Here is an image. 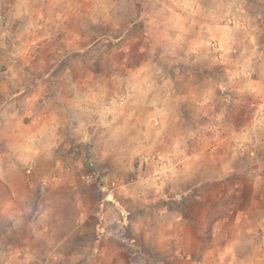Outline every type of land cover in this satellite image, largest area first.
Masks as SVG:
<instances>
[{"label":"rangeland","instance_id":"obj_1","mask_svg":"<svg viewBox=\"0 0 264 264\" xmlns=\"http://www.w3.org/2000/svg\"><path fill=\"white\" fill-rule=\"evenodd\" d=\"M203 1L212 10L189 14L195 34L227 12L222 0ZM170 5L171 0H0V171L7 172L2 176L23 196L19 202L26 210L43 200V229L57 235L77 229L75 239L56 236L61 260L67 262L65 254L71 255L77 240L80 250L87 252L90 242L102 244L109 250L106 260L125 264H185L190 252L186 264H216L221 255L231 259V252L216 253L223 244L252 241L231 236V218L250 206L248 186L256 168L264 178V118L251 106L264 96V83L244 81L233 93L198 76L201 64L191 60V66L183 53H175L184 39L171 38ZM249 6L252 13L264 12L263 0ZM154 64L161 69L159 90L152 88ZM138 69L144 72L131 71ZM212 70L215 81L225 83L227 77ZM166 92L173 103L166 144L158 147L155 134L147 132L144 146H137V127L122 121V112L136 114L161 103ZM203 94L207 108L200 107ZM103 132L106 142L94 139ZM91 134L93 139H76ZM172 143L187 153L216 146L217 157L200 154L188 175L174 174L164 155ZM56 161L61 170L54 169ZM221 165L236 166L224 175L229 183L223 188L215 177ZM28 167L46 184L60 182L62 192L46 185L40 195H24L21 176L31 182ZM232 181L244 189L232 191ZM192 182H201L196 196L203 201L194 197ZM7 200L0 187V206ZM221 218L227 237L215 236ZM241 225L248 228L247 219ZM85 252L75 253L74 260L83 264L98 257Z\"/></svg>","mask_w":264,"mask_h":264},{"label":"crops","instance_id":"obj_2","mask_svg":"<svg viewBox=\"0 0 264 264\" xmlns=\"http://www.w3.org/2000/svg\"><path fill=\"white\" fill-rule=\"evenodd\" d=\"M171 1L173 6L170 5V11L175 15V22L167 27L172 34L171 38L173 42L179 43V41L184 39L182 50H176L175 53H183L182 56L184 60H189L190 62L192 60L195 62L194 64H201L198 73L197 70H195L193 74L197 73L198 76L205 77L207 83L213 85V87L217 86L218 89H222L223 87L220 86V84L224 85L227 91L229 89L233 93L240 90L237 89L235 85L244 81H249L253 85L264 83V12L263 14L252 13L249 8V3L252 0H222L227 4V12L223 15V18H221V22H215L213 24L206 21L204 22L206 30H202L196 34L194 33L193 23L188 20L189 14L203 11L209 12L212 10L209 5L205 4L203 0ZM171 60H174V58H171ZM189 64L194 66L192 62ZM217 68L223 76L227 77L225 83L215 81L214 77L218 76V73L212 69ZM190 70L188 73L192 74ZM131 71L132 73L144 72L139 69ZM160 72L161 69L159 67L157 68V65L154 64L152 73L156 79L152 85L153 89H160L157 81L161 76ZM174 91L176 92L175 88ZM166 95H163L164 100L161 101V103L160 101L159 103L153 102V106L145 107L144 110L142 108L141 111L136 114L130 109L122 112L121 120L129 124H134L137 127L136 135H133L132 138L133 141L137 142V146H144V142L148 140L146 137L147 132L155 134L154 140L158 147L167 142L168 138L165 136V127L169 126L171 123L173 115L170 110L173 109V103H171V97L168 99V92H166ZM203 98L205 102H201L200 107L206 105L205 107L207 108V94H203ZM120 104H125V101L120 102ZM93 109L91 105L88 107V111L92 113L94 111ZM87 125L92 124H90V122L85 123V126ZM107 125H110V122H107ZM59 126H61L60 122H58L57 128ZM93 135L94 134L89 136L81 135L76 139L86 141L93 139ZM105 135V132H103L99 138L94 137V139H101L106 142L107 139ZM226 138L227 137H224L222 140ZM57 141H61L59 137H57ZM168 147V152L164 155L168 156V161L170 160V162H172L173 165L170 172L174 174L182 173L184 176L188 175L189 170H187V167L189 165H196L200 154L217 157L214 156L217 153L213 152L216 146L212 148V151H205V153H203V150L187 153L184 147H179L177 144L174 145L173 143L169 144ZM53 151L54 149L52 147L47 146V153H53ZM158 153H163V151H159ZM164 155H162V157H164ZM55 164L56 166L54 169L61 170L62 166H60L57 161ZM262 167H264V162ZM220 168L221 170L215 172V177L217 182H220L219 186L222 187L224 184L227 185L229 183V180L223 179L224 175L228 177L230 173L233 174L236 170V166L228 167L227 165H221ZM196 172L203 173L199 168ZM4 173L7 172L0 171V187L3 192L7 194L8 200L0 206V264H79L74 260L77 258V254L75 253L85 251L83 248H81L83 251L80 250L77 240H72V251L69 252L71 255L65 254L68 260L70 259L69 261L67 260V262L61 260V252L58 250V246L55 247L56 236L59 238L66 236L71 239H75L77 236L80 237L77 229H72V231L66 235L62 233L57 235L55 231L43 229V217H45L43 216V200L37 202L36 205L34 204L35 207L33 209L26 210L22 206L23 203L21 204V202H19L22 201L23 196L15 192V186L3 178L2 175ZM26 173L29 174L28 179H30L31 182L28 183L24 181V176L22 174L20 189L24 195L27 193L31 195H40L43 192H41L43 186L46 185H49L50 188L54 190L56 189L55 192L57 193L62 192L59 184L60 182L57 181L56 184L49 182V184H46V182H43V177L33 172V170H29V167ZM259 174L260 169L256 168L255 180L248 186L251 193L247 199V204L250 206L244 211L246 215L241 212V210H238L231 218L233 224L231 236L233 238H249L252 241L246 245L240 244L239 240L234 239L230 242V244H232L231 248L228 247L227 244H223L218 248L216 253L220 256L221 253L226 254L227 251L231 252V259L226 260V256L221 255L217 257L216 264H223L225 262L227 264H264V178ZM24 182L25 184H23ZM192 184V190L195 189L194 197L199 199V201H203L201 197L196 196V190L199 189L201 182H192ZM244 185L243 183L241 185L239 182L232 181L231 189L232 191H237L236 189L239 190L240 188L243 190ZM185 193L188 194L189 191L186 190ZM261 207L262 211L258 216L256 212ZM241 217H244V220L247 219L249 223L248 228L242 227L241 221H243V219ZM220 220L222 224L218 230H215V236L225 235V237H227L230 234L228 233L229 230L225 229L224 223L226 221L223 220V218ZM252 220H254L256 224L250 227V222ZM76 221L78 223L80 217H78ZM21 223H23L22 226L25 231L20 232L19 228H21ZM107 237L108 235H105V238ZM93 238L95 239V235H93ZM98 239L101 240L102 243L103 240L98 237L95 239V242H98ZM259 239L262 240V243ZM89 244H91V247L88 248L85 253H98V257L95 256L92 261L87 260L83 264H125L121 261L106 260L108 257L106 254L109 253V250H106L102 244L92 245V242ZM190 253L184 256L185 259L183 262L185 264L190 263L188 260L191 256ZM99 257H101L100 260L98 259Z\"/></svg>","mask_w":264,"mask_h":264},{"label":"built area","instance_id":"obj_3","mask_svg":"<svg viewBox=\"0 0 264 264\" xmlns=\"http://www.w3.org/2000/svg\"><path fill=\"white\" fill-rule=\"evenodd\" d=\"M251 106L254 108V114L256 116L264 118V96L256 103H252ZM147 161H148V158L145 159L146 163Z\"/></svg>","mask_w":264,"mask_h":264}]
</instances>
